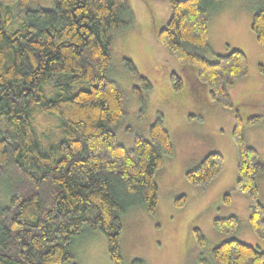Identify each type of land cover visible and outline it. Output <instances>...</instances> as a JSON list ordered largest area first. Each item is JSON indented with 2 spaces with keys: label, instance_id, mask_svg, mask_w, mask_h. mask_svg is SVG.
Returning a JSON list of instances; mask_svg holds the SVG:
<instances>
[{
  "label": "trees",
  "instance_id": "16d2710c",
  "mask_svg": "<svg viewBox=\"0 0 264 264\" xmlns=\"http://www.w3.org/2000/svg\"><path fill=\"white\" fill-rule=\"evenodd\" d=\"M31 1H0V180L6 181L10 195L8 204L0 203V264H77L74 247L95 231L107 237L111 264H125L121 217L139 204L155 212V173L163 165V153L174 152L162 114L150 126L149 138L137 135L132 147L117 137L116 128L128 114L127 100L108 69L114 32L133 26L134 11L129 0H54L52 8L30 7ZM169 1L171 15L157 37L182 63L195 67L211 100L235 108L228 86L247 77V54L234 48L216 61L204 55L209 15L222 9L224 0ZM256 4L251 28L264 44V0ZM15 21L17 27L10 29ZM124 62L142 81L134 91L144 102L143 91L153 84L131 59ZM76 81L90 87L72 91ZM171 83L181 89L183 79L172 73ZM235 109L237 179L224 193V202L230 204L234 192L246 194L250 225L264 238L258 182L264 159L248 143L244 119ZM34 110L60 119L50 132L53 152L34 135ZM260 121V115L247 118L249 124ZM224 162L221 152L210 151L187 170V179L205 187ZM185 197L177 203L183 205ZM213 225L234 235L240 218L215 217ZM193 229L198 245L204 246V233ZM211 255L215 264H264V250L236 237L221 241ZM131 264L145 261L136 257Z\"/></svg>",
  "mask_w": 264,
  "mask_h": 264
},
{
  "label": "rangeland",
  "instance_id": "374dc122",
  "mask_svg": "<svg viewBox=\"0 0 264 264\" xmlns=\"http://www.w3.org/2000/svg\"><path fill=\"white\" fill-rule=\"evenodd\" d=\"M15 5L17 0H0ZM257 0H224L222 9L209 15V46L204 55L216 61L232 49L243 50L249 61L247 77L228 86L235 108L244 119V131L250 145L257 148L264 159V44L251 28ZM135 20L131 28L114 32L113 58L108 75L119 82L126 94L128 114L117 126V137L126 147H132L137 135L149 138L150 126L159 114L163 115L174 147L172 154L163 153V165L155 173L159 186L158 206L149 212L144 205H136L121 217L122 253L125 264L143 258L145 264H215L212 249L221 241L236 237L264 250V238L259 237L249 221L250 202L246 194L234 192L230 204L224 193L233 189L237 179V149L233 140L236 109H227L211 100L206 85L197 76L194 66L187 65L170 53L157 37L171 15L169 0H129ZM54 0H32L30 7L52 8ZM23 16V15H22ZM19 17V16H17ZM15 21L11 28L17 27ZM131 59L139 73L153 86L144 89V102L134 91L142 81L132 75L124 58ZM172 73L183 79L181 89L171 83ZM71 90L89 88L87 81H76ZM47 94L49 92L47 91ZM34 135L48 151L53 152L55 132L60 119L54 114L33 111ZM260 115L261 121L249 124L247 118ZM51 147V148H50ZM210 151L224 155L221 174H235L226 188L216 180L205 187L189 182L187 170L196 167ZM264 173V172H263ZM262 174V173H261ZM259 176H263L264 174ZM260 187V185H259ZM6 181L0 180V203L8 204L10 195ZM185 195V202L177 200ZM264 204V185L260 187ZM235 214L240 227L234 235L217 230L215 217ZM194 227L206 237L204 246L198 245ZM77 264H111L105 233L95 231L78 242L73 250ZM69 264V263H65Z\"/></svg>",
  "mask_w": 264,
  "mask_h": 264
},
{
  "label": "crops",
  "instance_id": "0c3cea01",
  "mask_svg": "<svg viewBox=\"0 0 264 264\" xmlns=\"http://www.w3.org/2000/svg\"><path fill=\"white\" fill-rule=\"evenodd\" d=\"M221 173H222V171L216 177H214L212 181L217 179L215 186H217V184H218V185H220L221 188H226L227 186H229V183L232 180V178L235 179L236 175L235 174H228V173H225L223 175ZM262 174H264V173H262ZM258 182H259L260 187L262 188V185H264V175L258 176Z\"/></svg>",
  "mask_w": 264,
  "mask_h": 264
}]
</instances>
